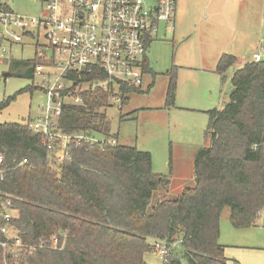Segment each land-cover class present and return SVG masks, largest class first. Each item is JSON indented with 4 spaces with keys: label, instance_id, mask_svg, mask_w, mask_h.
<instances>
[{
    "label": "trees",
    "instance_id": "16d2710c",
    "mask_svg": "<svg viewBox=\"0 0 264 264\" xmlns=\"http://www.w3.org/2000/svg\"><path fill=\"white\" fill-rule=\"evenodd\" d=\"M235 61L231 55L218 60L215 73L222 82ZM148 65L145 58L143 74L150 72ZM21 67L19 62L10 66ZM33 75L32 68L25 77ZM68 76L77 85L106 79L100 70ZM230 82L228 103L206 113V146L192 161L194 186L152 206L156 191L167 192L169 178L153 173L149 153L119 145L101 112L115 92L121 110L127 95L140 93V87L117 81V90L112 84L107 91L86 89L80 105L65 106L63 132L91 134L98 141L72 148L70 160L56 168L48 164L40 135L27 124L0 123V193L17 210L15 229L29 247L10 248L9 254L0 247V264H147L144 256L153 252L149 240L168 245L169 255L161 264H227L219 243L223 210H229L234 229L244 230L255 227L264 208V59L245 63ZM175 90L172 70L166 108L174 107ZM16 95L0 103V111ZM24 159L27 163L19 165ZM52 238L57 239L55 248Z\"/></svg>",
    "mask_w": 264,
    "mask_h": 264
},
{
    "label": "rangeland",
    "instance_id": "374dc122",
    "mask_svg": "<svg viewBox=\"0 0 264 264\" xmlns=\"http://www.w3.org/2000/svg\"><path fill=\"white\" fill-rule=\"evenodd\" d=\"M0 3L18 16H40L38 0H0ZM176 15L174 35L164 31L162 24L154 37L147 55L150 72L143 76L140 93L127 95V103L121 110L113 101L101 110L110 124L109 133L117 136L118 144L149 153L153 173L169 178L167 192L161 188L156 191L150 206L162 198L176 199L185 188L194 186L192 161L196 151L206 146V113L228 103L230 79L240 65L251 61L253 53L264 58V0H177ZM38 41L45 44L42 37ZM33 42L23 38L20 43L23 51L15 47L12 59L0 64V103L25 90L0 111V123L24 124L37 115L38 105L45 103L39 77H25L27 70L33 68L30 64ZM222 54L236 58L223 83L215 73ZM14 62L23 68L11 69ZM179 63L189 66L181 65L178 69ZM172 70L176 73L175 102L174 107L167 109L165 93ZM219 224L221 245L257 247L245 253L250 256L248 260L264 264V208L256 227L250 230H233L227 208ZM154 243L155 240H149L150 246ZM231 259V264L239 261ZM144 261L161 264L155 251L145 254Z\"/></svg>",
    "mask_w": 264,
    "mask_h": 264
},
{
    "label": "built area",
    "instance_id": "2783aa9c",
    "mask_svg": "<svg viewBox=\"0 0 264 264\" xmlns=\"http://www.w3.org/2000/svg\"><path fill=\"white\" fill-rule=\"evenodd\" d=\"M38 18L18 16L0 3V64L12 59V49L23 38L33 42L34 75L38 76L45 103L38 105L37 115L25 124L40 135L50 166H60L71 158V149L98 141L91 134H67L60 128L63 109L80 105L81 92L86 89L107 91L117 81L140 87L143 62L148 44L158 34L160 24L172 29L177 0H38ZM42 37L45 44L38 38ZM147 59V58H146ZM264 58L252 55L258 63ZM31 60V61H33ZM101 71L106 79H95L88 84H76L68 74ZM111 101L119 104L115 92ZM115 146V141L107 140ZM26 159L19 165L26 164ZM4 157L0 155V167ZM1 172V171H0ZM17 218L11 199L0 193V247L9 254L10 248H29L22 244L15 229ZM55 248L57 239H51ZM161 262L169 255L164 241L152 244ZM34 250L29 249V255Z\"/></svg>",
    "mask_w": 264,
    "mask_h": 264
},
{
    "label": "crops",
    "instance_id": "0c3cea01",
    "mask_svg": "<svg viewBox=\"0 0 264 264\" xmlns=\"http://www.w3.org/2000/svg\"><path fill=\"white\" fill-rule=\"evenodd\" d=\"M228 1V0H227ZM5 5V4H4ZM7 6V5H6ZM8 7V6H7ZM9 8V7H8ZM177 2H176V11H175V15H174V17H173V19H172V29L171 30H169L168 29V27H167V25L166 24H163V28H164V31H167V30H169L170 32V34H172V35H174V32H175V19L177 18ZM180 16V15H179ZM162 24H160V26H161ZM160 26H159V29H160ZM159 32V31H158ZM155 37H157V35L155 36ZM154 43V37H153V39H152V41L148 44V47H147V53H146V58H147V61H149V58L147 57V55H148V51H149V48H150V46L152 45ZM15 48V47H14ZM13 48V49H14ZM17 48L19 49V50H21V51H23V46H17ZM12 49V50H13ZM254 54V53H253ZM252 54V55H253ZM222 55H226V54H222ZM221 55V56H222ZM220 56V57H221ZM232 56V55H231ZM220 57L218 58V60L220 59ZM234 57V56H233ZM235 58V57H234ZM236 59V58H235ZM218 60H217V62H218ZM252 61V60H251ZM251 61H246L245 63H247V62H251ZM149 63V62H148ZM235 63H236V61H235ZM244 63V64H245ZM217 64V63H216ZM243 64V65H244ZM181 65H183V66H185V67H188L189 65L186 63V64H181V63H179V66L177 67L178 69H180V68H182L183 66H181ZM240 65V64H239ZM243 65H240V68L239 69H241L242 67H243ZM217 75V74H216ZM221 79V78H220ZM225 79H226V75H225ZM225 79H224V81H225ZM223 81V82H224ZM222 82V81H221ZM222 82V83H223ZM232 87V86H231ZM168 109V108H167ZM259 217V216H258ZM255 227H256V224H255ZM255 227H252V228H255ZM252 228H248V229H244V230H250V229H252ZM233 230H235V229H233ZM237 231V230H236ZM239 231H243V230H239ZM219 232H220V226H219ZM233 234V233H232ZM219 237H220V233H219ZM233 240H235V238L233 237L232 238ZM220 240V239H219ZM220 243V242H219ZM223 247H225V250H224V256H225V258L227 259V264H231V258H236V259H238L239 261H234V264H256L255 263V261H250V260H248V258L250 257V256H248L247 255V253H245V251L246 250H249V251H253V250H257L258 248L257 247H254V246H247V245H243V244H223L222 245ZM227 249H229V250H227ZM226 250H227V252H226ZM234 260V259H233Z\"/></svg>",
    "mask_w": 264,
    "mask_h": 264
},
{
    "label": "water",
    "instance_id": "95a60500",
    "mask_svg": "<svg viewBox=\"0 0 264 264\" xmlns=\"http://www.w3.org/2000/svg\"><path fill=\"white\" fill-rule=\"evenodd\" d=\"M6 76H7V75L5 74V75H4V78H5Z\"/></svg>",
    "mask_w": 264,
    "mask_h": 264
}]
</instances>
